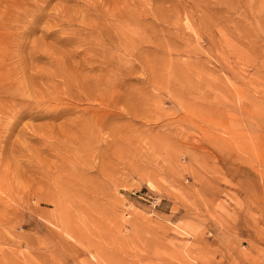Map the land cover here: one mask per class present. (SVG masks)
I'll return each mask as SVG.
<instances>
[{"label": "rangeland", "instance_id": "374dc122", "mask_svg": "<svg viewBox=\"0 0 264 264\" xmlns=\"http://www.w3.org/2000/svg\"><path fill=\"white\" fill-rule=\"evenodd\" d=\"M0 264H264V0H0Z\"/></svg>", "mask_w": 264, "mask_h": 264}, {"label": "bare ground", "instance_id": "6f19581e", "mask_svg": "<svg viewBox=\"0 0 264 264\" xmlns=\"http://www.w3.org/2000/svg\"><path fill=\"white\" fill-rule=\"evenodd\" d=\"M40 198H41V197H40ZM40 198H39V199H40ZM60 203H61V202H60ZM57 206H58V205H57ZM58 208H59V207H58ZM62 230H63V229H62ZM63 231H64V230H63ZM71 231H72V230H71ZM80 244H81V243H80Z\"/></svg>", "mask_w": 264, "mask_h": 264}]
</instances>
